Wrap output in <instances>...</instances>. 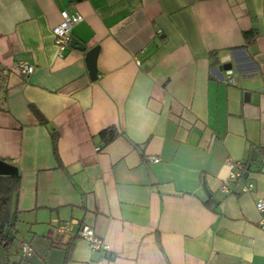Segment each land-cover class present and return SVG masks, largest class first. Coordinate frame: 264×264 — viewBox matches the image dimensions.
Wrapping results in <instances>:
<instances>
[{"label": "crops", "instance_id": "crops-1", "mask_svg": "<svg viewBox=\"0 0 264 264\" xmlns=\"http://www.w3.org/2000/svg\"><path fill=\"white\" fill-rule=\"evenodd\" d=\"M62 9L82 18L59 52ZM0 159V264H264V0H0ZM227 160L247 168L224 192ZM71 219L107 248L54 231Z\"/></svg>", "mask_w": 264, "mask_h": 264}, {"label": "built area", "instance_id": "built-area-1", "mask_svg": "<svg viewBox=\"0 0 264 264\" xmlns=\"http://www.w3.org/2000/svg\"><path fill=\"white\" fill-rule=\"evenodd\" d=\"M82 18L81 14L78 12L70 13L66 9L60 10V20L52 27V32L54 34L55 42L58 46L59 52L67 46L71 37V29L75 23L80 21ZM20 72L28 74L33 71L34 65L25 61H20L17 64ZM230 72L222 79L223 83H236L235 73L232 69ZM152 161H157V157H153ZM227 164L231 169L229 179L221 185V189L224 192L228 191L227 183L230 180H235L237 177L241 176V171L239 170V162L227 160ZM254 187L252 182H247L244 186V190H251ZM255 206L259 211L264 210V198H258L255 202ZM261 227L264 228V220H261ZM76 220H65V221H55L54 231L61 235L62 237L72 238L74 232L81 238L85 239L91 248L105 250L107 244L101 239L93 230V228L86 223L79 224L76 231H74V226L77 225ZM21 249L24 253L30 251V247L27 242L21 243Z\"/></svg>", "mask_w": 264, "mask_h": 264}, {"label": "trees", "instance_id": "trees-1", "mask_svg": "<svg viewBox=\"0 0 264 264\" xmlns=\"http://www.w3.org/2000/svg\"><path fill=\"white\" fill-rule=\"evenodd\" d=\"M245 38L250 40V37H253L252 31H247L243 33ZM40 120L43 121V118L40 117ZM102 142L105 144L109 142L116 136V131L112 127L101 130L98 133ZM52 139V149L54 155L57 157V147L56 140L57 135L55 131H51ZM247 168V164L243 163L241 165L240 171L241 176L244 174V169ZM20 185V176L19 174L14 175H1L0 174V243L4 246L12 242V237L10 232L14 227L15 217L13 215V200L16 194L18 193ZM70 246H67L65 260L69 258Z\"/></svg>", "mask_w": 264, "mask_h": 264}, {"label": "water", "instance_id": "water-1", "mask_svg": "<svg viewBox=\"0 0 264 264\" xmlns=\"http://www.w3.org/2000/svg\"><path fill=\"white\" fill-rule=\"evenodd\" d=\"M86 62H87V66L89 69L90 76L92 78H95L96 77V68H95V59H94L93 52H89L87 54ZM221 68H222V66H221ZM255 157H256V150L251 149L250 158L254 159ZM0 174L1 175L17 174V167L10 162H7L5 160L0 159ZM205 192L208 196H210V192L208 191V189L206 187H205Z\"/></svg>", "mask_w": 264, "mask_h": 264}]
</instances>
